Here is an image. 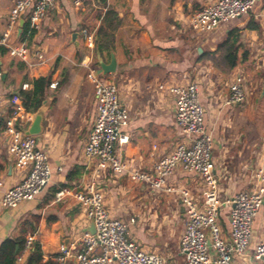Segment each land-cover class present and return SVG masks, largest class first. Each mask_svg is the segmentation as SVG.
Here are the masks:
<instances>
[{"label": "crops", "instance_id": "obj_1", "mask_svg": "<svg viewBox=\"0 0 264 264\" xmlns=\"http://www.w3.org/2000/svg\"><path fill=\"white\" fill-rule=\"evenodd\" d=\"M14 1L0 0V39L8 30ZM211 1L80 0L81 5L75 6L74 0H55L39 29L29 28L33 35L27 42H22L20 36L28 13L19 20L8 43L24 45L43 59L36 61L31 56L28 61L33 66L29 67L7 53L0 56V198L26 175L15 169L8 153L5 122L15 108L23 107L20 94L32 91L33 82L40 78L57 84L55 89L49 85L38 108L42 111L41 132L35 136L38 147L47 154L50 179L33 201L23 202L15 209L0 207V246L18 238L21 225L27 223L25 239L32 236L33 242L39 244L40 264H45L52 261L50 258L58 254L60 247L77 246L90 226L80 205L72 198L54 202V194L59 188L80 189L91 178L93 164L84 158L83 147L92 129L96 102L87 74H102L95 48H87L80 31L86 29L96 40L108 10L119 24L111 48L100 57L108 63L114 56L115 72L104 77L117 86L126 109L127 124L121 132L129 139L116 146L120 158L132 169L150 172L154 163L169 155L178 143L189 144L191 138L180 131L174 120L172 97L167 91H160L158 85L195 82L204 109V128L212 141L220 202L257 185L253 175L258 170L264 172V0H256L248 15L231 20L212 33L192 32L187 24L189 15ZM233 29L240 31L237 63L229 74L223 75L201 56L215 52ZM74 34L76 38L72 39ZM237 74L244 79L247 98L239 105L229 106L225 102L231 93V80ZM25 112L29 120L23 131L30 127L35 114ZM167 181L187 189L201 204L203 185L195 173L177 168ZM99 186L109 216L128 224V237L140 250L161 255L166 264H183L179 242L185 216L177 196L156 194L144 184L109 173L101 176ZM228 211V206L220 207L218 223L222 239L229 243ZM260 242H264V204L253 219L246 254L234 256L233 264H257L253 250ZM29 255L30 251H22L17 256L21 258L19 264H26Z\"/></svg>", "mask_w": 264, "mask_h": 264}, {"label": "built area", "instance_id": "obj_2", "mask_svg": "<svg viewBox=\"0 0 264 264\" xmlns=\"http://www.w3.org/2000/svg\"><path fill=\"white\" fill-rule=\"evenodd\" d=\"M80 6V0H74ZM256 0H213L188 17V27L196 34H209L221 25L246 16L253 9ZM55 0H15L9 13L8 30L0 39V46L7 54L32 67L28 59L32 56L41 61V54L33 55L24 45L8 43L11 31L19 20L28 13L30 29H39ZM87 48H95V37L86 29L80 31ZM0 68V83L2 80ZM87 79L94 86L95 118L92 129L83 147V156L92 162L90 180L80 189L59 188L54 202L72 198L80 205L87 219L93 222L95 233L85 232L78 245L62 246L57 255L50 259L56 264H166L165 259L155 253H146L128 237V224L111 218L104 207V195L99 180L105 173L124 176L146 185L154 193L175 195L185 216V229L179 242L183 264H233L234 256H244L250 241L253 219L263 204L264 172L258 170L253 178L257 185L249 192H241L221 203L218 196V181L214 176L212 141L204 128V109L199 102L198 85L159 84L160 91H167L174 103V120L180 131L191 138L188 145L178 143L167 156L160 158L150 172L132 169L116 153V146L128 142L129 137L121 132L126 126V109L122 105L118 88L102 75L89 71ZM56 83L50 84L55 89ZM230 96L225 104L239 105L247 98V90L241 75H235L230 83ZM23 107L15 108L5 122L8 153L14 160L18 172L26 175L15 186L3 192L0 207L15 209L23 202L33 201L45 188L50 179L47 154L38 147L35 136L24 137L23 127L29 120ZM195 173L202 182L198 204L185 188L174 187L167 179L177 169ZM229 208L228 221L230 242L222 239L218 223L219 209ZM133 222V221H132ZM32 236L25 239L23 252H29ZM210 250L212 253H210ZM253 259L264 264V242L253 250ZM17 257L14 264H19Z\"/></svg>", "mask_w": 264, "mask_h": 264}, {"label": "trees", "instance_id": "obj_3", "mask_svg": "<svg viewBox=\"0 0 264 264\" xmlns=\"http://www.w3.org/2000/svg\"><path fill=\"white\" fill-rule=\"evenodd\" d=\"M118 20L113 12L108 10L102 18L101 25L96 32L95 49L100 54L109 50L112 46L113 35L118 27ZM29 23L23 26L20 36L22 42H27L33 35V30H29ZM240 31L233 29L226 35L225 40L218 46L215 52L207 53L201 56V59L209 61L213 68L223 75L229 74L237 63V53L240 47ZM1 47V46H0ZM7 53L3 47L0 48V56ZM64 79L58 85L63 83ZM50 79L40 78L33 82V89L30 92L21 93L22 106L27 112H36L44 100L46 90L49 88ZM37 220V218H34ZM36 221L32 222L34 224ZM27 234V223H23L19 230V237L14 240H6L0 246V264H14L16 257L23 251L25 237ZM18 250L15 252V247ZM41 250L38 243L33 242L30 255L26 264H40ZM45 264H55L49 261Z\"/></svg>", "mask_w": 264, "mask_h": 264}, {"label": "water", "instance_id": "obj_4", "mask_svg": "<svg viewBox=\"0 0 264 264\" xmlns=\"http://www.w3.org/2000/svg\"><path fill=\"white\" fill-rule=\"evenodd\" d=\"M19 26H20L19 27V32H20V28H22V22H20ZM74 38H76V34L72 36V39ZM200 52L201 50H199V53ZM96 58H97V64L100 68L102 76H107L115 72L116 62H115V58L113 55H111L110 61L108 63H104L102 61V58L100 57V53L98 51H96ZM2 78H3V75H2ZM263 94H264V88H263ZM41 121H42V111L40 109L39 110L37 109L35 114L32 116V122H31L30 127L23 132L24 137L39 135L41 132ZM263 204H264V198H263ZM86 232L92 235L95 233L93 222H90V226L88 227Z\"/></svg>", "mask_w": 264, "mask_h": 264}]
</instances>
